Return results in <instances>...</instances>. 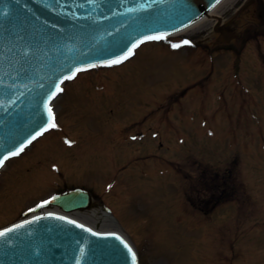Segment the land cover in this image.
Here are the masks:
<instances>
[{"label": "rangeland", "instance_id": "1", "mask_svg": "<svg viewBox=\"0 0 264 264\" xmlns=\"http://www.w3.org/2000/svg\"><path fill=\"white\" fill-rule=\"evenodd\" d=\"M206 31L202 25L146 44L125 64L66 82L54 103L56 127L1 173L0 226L59 189L81 187L136 244L140 264H264V39L254 37L264 33V23L232 41L229 48L241 47L240 54L208 58L205 49L216 34L210 31L207 41ZM233 62L240 65L243 90L232 104L231 123L212 93L205 99L166 91L209 65L219 70ZM164 97L172 100L169 115L168 109L148 112ZM136 130L142 134L131 138ZM168 160L177 162L170 173L163 171ZM227 169L228 184L241 194L207 210L212 201L202 195L205 179L225 176Z\"/></svg>", "mask_w": 264, "mask_h": 264}, {"label": "water", "instance_id": "2", "mask_svg": "<svg viewBox=\"0 0 264 264\" xmlns=\"http://www.w3.org/2000/svg\"><path fill=\"white\" fill-rule=\"evenodd\" d=\"M7 1L0 0V24L9 19L11 28L8 38L0 33V158L49 123L44 105L68 70L88 59L115 57L139 36L184 25L215 2L74 0L62 16L56 14L59 0H49L54 7L44 12L42 2L21 7L30 0H20L21 21L13 13L20 9L7 8ZM60 218L41 217L0 237V264H133L118 235H93Z\"/></svg>", "mask_w": 264, "mask_h": 264}, {"label": "snow or ice", "instance_id": "3", "mask_svg": "<svg viewBox=\"0 0 264 264\" xmlns=\"http://www.w3.org/2000/svg\"><path fill=\"white\" fill-rule=\"evenodd\" d=\"M216 3H219V0H215ZM165 37L164 36H161V35H156V36H148L146 37V40H161V39H164ZM144 41H141V43H143ZM182 44H189V41L187 40H184L182 42ZM138 45H133L132 47L135 48L137 47ZM173 48H179L181 47L182 45L180 43H174L171 45ZM133 53L131 51V49L129 50L128 54L124 57H122L121 59H116V60H112L110 61L109 65L107 66H111L112 64H119L122 62V60H126L129 58V56H131ZM85 69H77L76 71H83ZM75 73H73L72 76H66L65 79H72L74 77ZM63 81H61L62 83ZM55 91L51 93V97H55V95L62 91V89L60 88V86L57 84L55 85ZM45 108H48V105L47 103H45ZM52 110L50 108H48V116H49V127L50 128H55L56 127V124L54 122H52ZM48 129L45 128L44 131H47ZM42 133L40 132H37L36 135L32 136V139L28 141L29 144L32 143V140H35L37 138V136L41 135ZM65 143H69V141H65ZM24 147H26V145L20 147L18 150L14 151V152H11L9 155H5L3 156L2 158H0V167H2L4 165V162L8 159H10V157L12 156H18L23 150H24ZM50 201H44L43 203L41 204H38L37 207H44L46 204H48ZM34 209H29V211H33ZM60 219H63L62 217ZM68 223H74L73 221H67ZM77 227H81L83 228L82 225H76ZM14 231V229L12 228H9V229H6L4 231H0V237H4L6 236L8 233ZM84 231H89V229H84ZM93 235H95V233H93ZM115 239L119 240L121 244H123L124 248L127 249L128 253H130L132 255V261H133V264H136V255L135 253L133 252L132 248L129 247V245L127 243H125L119 236H115ZM81 252H83V249H81ZM77 264H79V261H77Z\"/></svg>", "mask_w": 264, "mask_h": 264}, {"label": "bare ground", "instance_id": "4", "mask_svg": "<svg viewBox=\"0 0 264 264\" xmlns=\"http://www.w3.org/2000/svg\"><path fill=\"white\" fill-rule=\"evenodd\" d=\"M227 1L228 0H222L218 5H216L213 9H211L205 16L207 17L209 15H212L216 11H218L221 6H224L226 4ZM202 19H206V18L204 17ZM198 24L199 23L194 24V25L192 24V26H189L188 28L182 30L181 32H186L192 28H195L198 26ZM140 46H138V47H140ZM39 209H44V210L49 209L52 211H63V210L57 208L56 206L51 207V208L50 207H39ZM34 211H36V210H33V212ZM68 216L75 218V219L87 224L88 226H90L94 229H98L100 231H102V230L108 231V230L117 229L116 224L113 223L114 221L112 220L110 215L104 210V208L101 205L93 204V205L89 206L88 208L86 207L84 209H75V210H72L71 212H68Z\"/></svg>", "mask_w": 264, "mask_h": 264}]
</instances>
